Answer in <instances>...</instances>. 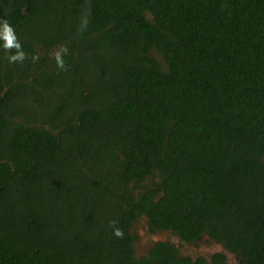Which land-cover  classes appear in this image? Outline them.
Returning <instances> with one entry per match:
<instances>
[{
  "label": "trees",
  "instance_id": "16d2710c",
  "mask_svg": "<svg viewBox=\"0 0 264 264\" xmlns=\"http://www.w3.org/2000/svg\"><path fill=\"white\" fill-rule=\"evenodd\" d=\"M143 217L264 264V0H0V264L205 263Z\"/></svg>",
  "mask_w": 264,
  "mask_h": 264
},
{
  "label": "rangeland",
  "instance_id": "374dc122",
  "mask_svg": "<svg viewBox=\"0 0 264 264\" xmlns=\"http://www.w3.org/2000/svg\"><path fill=\"white\" fill-rule=\"evenodd\" d=\"M37 53L38 56H47L49 59L56 57L57 55H60V50L59 49H53L51 51H46L43 50L39 47H37ZM157 58L161 63H163V59L160 55L156 54ZM34 69V68H33ZM28 105L30 107L35 106L33 102L28 101ZM30 114V115H29ZM32 114V115H31ZM28 117H33V113L31 111L28 112ZM149 181V180H148ZM144 183V186H151L150 182ZM158 182V181H157ZM132 233L137 236L134 244V249H135V255L138 258H142L148 255L150 247H152V244H157L160 242H165V243H171L175 246V248L178 250L179 255L181 257H191V258H196L197 256L201 255L203 250L200 251V248L197 247L195 252H189L186 253V249L182 248V241L179 236L174 234L171 231H165V230H157V232H152L150 225H149V219L146 217L140 218L137 220L133 227H132ZM168 235V238H167ZM151 237L153 240L151 243V240H148V237ZM180 238V239H179ZM205 247V246H203ZM189 255V256H188Z\"/></svg>",
  "mask_w": 264,
  "mask_h": 264
},
{
  "label": "flooded vegetation",
  "instance_id": "af4514ba",
  "mask_svg": "<svg viewBox=\"0 0 264 264\" xmlns=\"http://www.w3.org/2000/svg\"><path fill=\"white\" fill-rule=\"evenodd\" d=\"M157 232V231H155ZM168 238V235H167ZM180 239V238H179ZM148 240H151L152 243V239L149 236ZM182 243V248L186 249V253L189 252H195L197 247L200 248V251L203 250L202 254L197 256L196 258H193L194 261H196L199 258H204L205 263L204 264H241L240 260L237 259V255L233 252H231L224 244L219 243L213 239H211L210 237H208L207 235L202 236L200 239L191 242V243H186L183 240H181ZM154 246V244H152V247ZM205 246V247H203ZM150 247V249L152 248ZM149 249V251H150ZM218 254H222L225 257V261L221 262V261H215L214 257ZM189 256V255H188Z\"/></svg>",
  "mask_w": 264,
  "mask_h": 264
},
{
  "label": "clouds",
  "instance_id": "9594fccd",
  "mask_svg": "<svg viewBox=\"0 0 264 264\" xmlns=\"http://www.w3.org/2000/svg\"><path fill=\"white\" fill-rule=\"evenodd\" d=\"M3 29H4V32L6 34L13 33L11 26L7 22L3 23ZM4 48L8 51H11L12 49L16 50L15 53L9 57L10 63L23 62L24 59L26 58V55L22 50V46L16 40H6V42L4 44ZM63 51L66 53L67 49L65 48V49H63ZM32 59H33V61H35L36 59H38V57L33 56ZM57 67L59 69L67 70L65 68V64L63 62V59L60 55H57ZM112 224L114 225L115 221H113ZM114 235L118 238H123L124 233L120 228L116 227V228H114Z\"/></svg>",
  "mask_w": 264,
  "mask_h": 264
}]
</instances>
